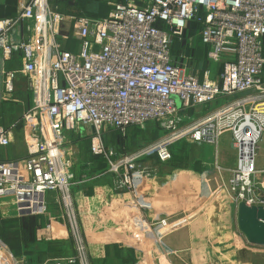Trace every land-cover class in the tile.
I'll return each mask as SVG.
<instances>
[{
    "label": "built area",
    "instance_id": "1",
    "mask_svg": "<svg viewBox=\"0 0 264 264\" xmlns=\"http://www.w3.org/2000/svg\"><path fill=\"white\" fill-rule=\"evenodd\" d=\"M111 3L104 17H73L76 51L62 48L57 36L64 15L49 0H16V12L0 16V102L10 99L17 73L26 79L30 105L9 127L0 125V146L13 141L20 128L26 156L0 160V196H10L17 213L42 214L46 193H54L64 214L74 252L50 257L42 264H91L72 191L78 184L111 174L113 188L127 193L136 210L133 219L144 236L153 235L154 222L147 214L135 181L155 174L141 157L155 152L160 162L171 158L168 143L181 135L212 127L213 144L229 131L236 149V166L229 171L225 188L237 205L264 208V182L256 181L255 156L264 133V0H137ZM0 1V5H1ZM190 21L200 24L207 63L221 62L216 77L204 67L199 77L194 54L172 52L173 40L182 41ZM193 40L187 39L189 48ZM20 54V67L6 69L5 61ZM254 91L250 97L260 108L242 107L237 100L194 118L181 109L204 105L220 95ZM156 122L166 132L142 149L117 154L101 141L104 127L121 132L129 126L144 128ZM90 127V151L107 165L85 169L74 181L73 144ZM136 216V217H134ZM39 242L50 239L49 225L38 226Z\"/></svg>",
    "mask_w": 264,
    "mask_h": 264
},
{
    "label": "crops",
    "instance_id": "2",
    "mask_svg": "<svg viewBox=\"0 0 264 264\" xmlns=\"http://www.w3.org/2000/svg\"><path fill=\"white\" fill-rule=\"evenodd\" d=\"M0 1L2 3L0 7L5 9V0ZM104 1L109 9L111 3L115 1L138 2L137 0H49L50 5H55L64 15L62 31L57 36L63 49L76 51L80 46L79 41L72 36L71 19L81 14L92 17L106 16L107 14H99L108 9L101 5ZM14 2L13 14L16 12V0ZM184 37L182 42L177 41L176 46L185 44L186 53L201 57L200 62L202 58L205 59L206 47L201 42L199 30L192 31L188 24ZM190 37L193 40L192 48L187 45V39ZM206 64L199 63L196 66L200 73L199 77L204 67H209L207 62ZM4 67L19 68L20 54L16 53L5 61ZM218 67L215 72L209 67L212 78L217 76ZM261 78L264 81V69ZM25 81L21 73L16 74L13 96L0 102V119L1 111L20 106L21 110L18 115L16 114L15 120H17L30 105L31 93ZM255 95L254 91L220 95L207 104L191 106L185 110L181 109L180 112L192 116L198 114L194 118H199L229 103L246 98V102L242 104L245 110L252 107L260 108L262 103L250 98ZM150 123L155 124V131H158L159 126L156 122H148L146 126ZM11 124L4 127H9ZM146 126L145 129L138 126L127 128L130 152L142 149L162 136L156 135L154 139L151 136V139L147 140L146 134L152 132ZM17 129L22 137L20 128ZM114 132L117 135L115 142L123 145L126 140L125 132L104 127L100 138L105 147L110 148L107 146V137ZM71 133L70 130L66 131V136L70 139ZM227 134L230 136L228 137ZM92 135V129L84 127L78 136H73L71 139L72 144L79 148L78 154L81 153L82 159L78 164L81 174L85 169L89 172L107 165L101 155H94L90 147L87 148L86 142L90 143ZM142 140L144 142L139 143ZM227 140L231 141L230 145L226 144ZM14 141L15 135L12 143L0 146V153L5 154L8 147L12 148ZM179 142L181 140L175 139L168 143L172 157L167 161L160 162L156 155L153 157L150 155L151 152L141 157L145 165H151L155 170L152 177L137 183L144 209L154 222L153 235H143L140 224L131 216L136 214V210L129 204L130 196L114 190L111 174L110 177L105 175L103 178L82 183L73 189L74 204L87 240L91 264H264V245L249 243L240 233L236 222V204L225 188L229 171L237 162L231 133L224 131L219 136L217 145H205L203 150V147L195 148L196 153L202 154L207 162L196 156L184 160L183 152L190 147L184 143L177 148ZM25 156L26 150L23 156L0 160H19ZM256 169L259 171L256 181L264 182V160L259 166L256 165ZM11 201L10 196H0V264H42L47 258L64 257L74 252L62 215L54 217L50 213L51 246L44 247L45 243L36 240L35 232L38 226L46 224L45 218L17 213ZM59 227L62 229L61 238H65V244H68V253L65 254H59L58 249L55 248L61 246L58 243L60 240L56 239Z\"/></svg>",
    "mask_w": 264,
    "mask_h": 264
},
{
    "label": "rangeland",
    "instance_id": "3",
    "mask_svg": "<svg viewBox=\"0 0 264 264\" xmlns=\"http://www.w3.org/2000/svg\"><path fill=\"white\" fill-rule=\"evenodd\" d=\"M101 5L103 7H105V8H108V9L105 10V11H101V13H99V14H102V15L103 14L104 15L108 14V12L110 10L109 9V6H107V4H105V1ZM199 58H201V57H199ZM199 58L196 55L195 58L192 57L191 60L193 59L195 61V63L197 64V61L199 60ZM193 60H192V62H193ZM206 62L207 61H205V59L202 58L201 62H198L197 65H199V63H201V64L205 63L206 64ZM220 63L221 62L213 63V64L208 63V64H209V67H211L212 72H215L217 70V67L220 65ZM16 108H17V110H16ZM20 110H21V107L20 106H17V107L15 106V109L14 108H10V109L1 111L0 125L1 126H7V125L11 124L17 118L16 117V114L18 115V113L20 112ZM190 116H192V115L190 114ZM196 116H192V117H196ZM154 125L155 124L150 123L149 125L146 126L147 129H151L150 131L152 132L150 134H146V137L145 138L147 140L151 139V136L154 139V137L156 135L159 137L162 134H165V132H166L164 129H160V128L158 129V131H155L156 128L154 127ZM144 129H145V127H144ZM126 130L127 131H125V133H124L126 140L123 142V145H121L120 143L115 142V138L117 137V135L115 134V132L113 134L112 133L109 134L111 136L107 137V142H108L107 143V146L110 147V148H112L113 151L116 152L117 154H123V153L130 152L129 151L130 145H128V141H129V138H128L129 137V129H126ZM14 135H15V141H14V143L12 145V148H9L8 147V149L5 152L6 155L4 153H0V159H2V158H16L17 156H21V155L23 156L25 154V149H24L25 146L23 144L21 134H20V132H19V130L17 128L14 129ZM196 135H197V132L196 133L194 132L191 135H181V136H179L176 140L177 141L178 140H181V142H179V145L177 146V148H179V146L181 144L184 145V143H186L187 146L190 147V148H188L189 150H184V152H183L184 155H185V159L184 160H186L187 158L189 160L193 156H196V157H198V158H200V159H202V160H204V161L207 162V160H205L203 158L202 154L196 153L197 151L195 150V148H197V147H203V146L209 145V144H212L213 145L212 127L210 125H207L200 132V134L198 136H196ZM71 136L70 137L72 139L73 136H75V135H73L71 133ZM227 136L229 137L230 135L227 134ZM141 142H144V141L143 140L142 141H139V143H141ZM230 143H231V141H229V140L226 141V144L230 145ZM89 144H90L89 141H87L86 142L87 148L90 147ZM258 147L259 148L257 149V153H256V156H255V165H257V166H259L261 164V161L264 160V134L262 135L261 141L258 143ZM204 148L205 147H203L202 150ZM72 152H73V167H72L73 178H74V181H79V180H81V178H82V176L84 174V172L82 174L79 173V168H78L79 167L78 164L80 163V159H82L81 158V153H80V155L78 154L79 153V148L77 149L74 144H73V151ZM150 155L153 157V155H156V154L154 152H151ZM4 156H6V157H4ZM171 157H172V155H171ZM140 161H141V164H145V161H143L142 159H140ZM106 176L108 177L109 174H106ZM139 181L140 180L135 181V183H139ZM79 185L77 184L76 186H79ZM49 197L52 198V199H54V193H51V194L49 192L46 193V203H45L46 211L43 212L42 214H32V215H39V216L44 217L45 220H46V224L45 225H49L50 228H51V222H50L51 215L54 216V217H59L60 215H62L65 223H66V220H65L64 214L62 212L61 206L57 202L51 200ZM59 211H60V214H59ZM50 213H51V215H50ZM66 227H67V223H66ZM67 234H69L68 227H67ZM57 235L58 236H57L56 239L57 240H60L58 243H60L61 246H58V247H55V248L58 249L59 254L68 253V244H65L66 243L65 238H61V236H62V229L60 227L57 229ZM69 238H70V241H71L70 234H69ZM51 240L52 239L50 237V239H47L45 241H42L43 244L45 243L44 247H50L51 246V244H50L51 243ZM71 244H72V241H71Z\"/></svg>",
    "mask_w": 264,
    "mask_h": 264
},
{
    "label": "water",
    "instance_id": "4",
    "mask_svg": "<svg viewBox=\"0 0 264 264\" xmlns=\"http://www.w3.org/2000/svg\"><path fill=\"white\" fill-rule=\"evenodd\" d=\"M236 222L240 233L249 243L264 245V208L239 201Z\"/></svg>",
    "mask_w": 264,
    "mask_h": 264
},
{
    "label": "trees",
    "instance_id": "5",
    "mask_svg": "<svg viewBox=\"0 0 264 264\" xmlns=\"http://www.w3.org/2000/svg\"><path fill=\"white\" fill-rule=\"evenodd\" d=\"M5 2H6V7H5V9H3V8H1L0 7V16H6V15H12L13 13H14V5H15V2H14V0H5ZM92 13V12H91ZM82 15H85V14H82ZM87 16H89V15H87ZM188 27V26H187ZM200 24H198L197 22H195V21H191V22H189V29H191L192 31H196V30H199L200 29ZM184 33H185V31H184ZM185 36H186V34H185ZM185 37H183V39H184ZM178 40L177 39H174L173 40V44H172V52H173V54L174 55H177L181 50L182 51H184L186 48H185V44H180L179 46H176V43H178L177 42ZM179 42H182V41H179ZM187 47V46H186ZM188 54V53H187ZM189 54H193V53H189ZM205 57V56H204ZM195 58V57H194ZM199 60H200V58H199ZM198 60V62H200ZM221 66H222V64L220 63V65H219V67H218V70H220L221 69ZM105 167V166H104ZM103 167V168H104ZM103 168H98V169H94V170H92V172L93 171H95V170H100V169H103Z\"/></svg>",
    "mask_w": 264,
    "mask_h": 264
}]
</instances>
